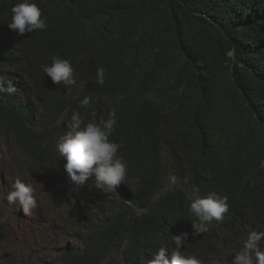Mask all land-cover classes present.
I'll use <instances>...</instances> for the list:
<instances>
[{"label":"trees","instance_id":"trees-1","mask_svg":"<svg viewBox=\"0 0 264 264\" xmlns=\"http://www.w3.org/2000/svg\"><path fill=\"white\" fill-rule=\"evenodd\" d=\"M31 1L45 30L12 39L0 31V78L17 88L0 94L2 125L35 169L55 170L56 159H47L71 130L72 114H83L86 124L107 119L115 107L110 139L121 143L118 155L134 187L129 205L120 200L100 218L87 254H71L69 264H103L112 252L127 251L125 264H138L157 248L170 251L172 236L196 222L189 211L194 185L201 197L227 196L229 211L218 228L189 236L182 245L188 255L207 263L216 254L213 243L230 241L223 231L234 238L240 229L264 231V0ZM14 4L0 0L1 27ZM54 56L71 62L81 90L67 96L70 86L47 79L42 67ZM99 68L103 85L96 83ZM29 69V88L4 76L21 80ZM118 95L123 99L115 104ZM84 97L91 98L87 107ZM44 111L50 116L41 117ZM57 173L67 175L60 161ZM172 175L178 183L161 194Z\"/></svg>","mask_w":264,"mask_h":264},{"label":"clouds","instance_id":"clouds-1","mask_svg":"<svg viewBox=\"0 0 264 264\" xmlns=\"http://www.w3.org/2000/svg\"><path fill=\"white\" fill-rule=\"evenodd\" d=\"M13 1L15 4L11 8V19L9 18V23L3 28L12 32L15 37L5 34L8 38H19L26 33L46 29V21L41 18V9L36 3L31 2V0ZM4 29L5 33L6 30ZM42 71L53 85L71 86L76 84L74 68L67 59L54 56L51 64L43 66ZM4 76H7L9 81H13L12 79H15L18 83L22 81L25 88H29L33 83L30 73L27 75L22 74L21 80L18 77L9 76L7 73H4ZM96 83L98 85L105 83L103 68H99L96 72ZM16 92L17 88L13 82L5 84L4 80L0 78V94L14 95ZM121 99L123 97L118 95L114 103L118 104ZM90 103V97H84L80 101L82 107H87ZM69 127L71 130L61 135L56 143V150L59 154H56L54 150L52 151V154L58 155L55 158L57 161L55 170L51 168L48 170L35 169L31 165L28 157L29 153L16 143L14 135L8 139V142L19 152L23 161L19 173L24 176L29 175L33 180L39 181L42 179L58 187L60 191L65 193L70 202L73 197L79 200L80 206H77L69 214L66 221V226L72 234V246L64 250L59 264H69L68 259L71 254H87L88 248L86 249V246L90 240L89 238L95 236L94 229L99 223V219L109 216L113 208L120 204V200L125 201L127 205L130 203L128 193L125 196L126 192L122 191L124 188H129L126 178L127 164L118 155L122 145L110 139L116 127L115 107L110 110L107 119L102 118L98 122L92 120L87 124H83L80 114L74 112ZM6 132L8 131L0 124V138ZM50 139L54 138L50 137ZM37 146L34 145L32 151L37 149ZM6 161L8 162L4 165L5 172L12 175V171L7 166L11 163V160ZM59 161L61 162L62 173L64 171L67 173V175L63 173L64 178H61L57 173ZM26 164L30 166L25 168ZM168 183L169 187L175 186L178 183L177 177L175 175L169 176ZM86 184L91 186L92 192L80 199V188H84ZM31 185L30 182L26 184L21 179L16 178L7 192V201L12 205L19 204L25 212L36 208L37 201L33 195L34 189ZM199 192V187L194 185L189 194L191 200L189 211L196 221L191 224L192 229L172 236L175 247L170 251L165 247L157 248L138 259V264H210L209 261L203 263L196 256L188 255L190 249L182 245L187 242L189 236H199L208 232L209 229L218 228L215 224L212 226L211 222H220L224 219L225 214L229 211L228 198L216 191L201 197ZM6 219L7 216L0 217V223H4ZM70 220H74V222L72 223ZM118 225L113 223L112 228ZM227 235L230 234L227 233ZM222 236L230 239L228 243H231L232 238H234L231 235L227 237L223 233ZM262 240H264V231H251L248 233L240 250L233 255L230 264H264V247L263 250L260 247ZM215 248L217 247L215 246ZM101 249L100 247L98 251ZM104 249L105 246H103L102 251ZM114 253L120 256L122 264L128 262L127 258L130 251L125 253L112 252L111 255ZM106 260L103 264H106Z\"/></svg>","mask_w":264,"mask_h":264},{"label":"rangeland","instance_id":"rangeland-1","mask_svg":"<svg viewBox=\"0 0 264 264\" xmlns=\"http://www.w3.org/2000/svg\"><path fill=\"white\" fill-rule=\"evenodd\" d=\"M7 143L9 145L0 146V217L7 216L6 221L0 223V264H59L64 250L72 246V234L66 226V221L69 214L76 209L79 200L73 197L70 202L58 187L42 179L33 180L29 175L19 173L23 161L19 152ZM6 160H11L7 166L12 175L5 172ZM16 178L26 184H32L33 195L37 201L36 208L25 212L19 204L12 205L7 201V192ZM162 187L161 194L169 187L168 178L163 181ZM91 192V186L86 184L84 188H80V199ZM211 224H221V221H212ZM248 233L247 230L240 229L237 231L238 236L232 238L231 243L224 246L215 244L216 254L209 256V263L230 264ZM223 234L230 237L224 231ZM105 263L122 264V261L120 256L114 253Z\"/></svg>","mask_w":264,"mask_h":264},{"label":"bare ground","instance_id":"bare-ground-1","mask_svg":"<svg viewBox=\"0 0 264 264\" xmlns=\"http://www.w3.org/2000/svg\"><path fill=\"white\" fill-rule=\"evenodd\" d=\"M32 2V1H31ZM10 19H11V17H10ZM5 25L7 24V23H9V21L8 20H6L5 22ZM46 23H47V21H46ZM1 29H4L3 27H1L0 26V31H1ZM4 30H6V29H4ZM45 30V29H44ZM38 31H43V30H36L35 32H38ZM5 34H9V35H13L12 34V32H10L9 30H6V32H5ZM2 35H0V37H1ZM14 36V35H13ZM15 37V36H14ZM4 41L1 39L0 40V43H3ZM67 44H69V45H71V43L70 42H68ZM50 55L51 56H53V52H51L50 53ZM28 56H30L29 54H28ZM37 59H38V56H37ZM36 60V57H30V61H34L35 63H36V68H38V67H41V64L40 63H38V62H36L35 61ZM46 65H48V64H45V66ZM32 66V65H31ZM20 68H21V66H20ZM22 68H25V66H22ZM33 70L32 69H29L28 70V72H32ZM47 79H49L48 77H47ZM68 86V85H67ZM53 86H51V88H52ZM73 87V88H72ZM76 89H75V88ZM70 92L68 93H66V95L68 96V95H71L73 92H77V90H81L82 88H81V85H80V83H76V84H74L73 86L71 85L70 86ZM139 90V89H138ZM24 105V104H23ZM90 114H92V113H90ZM32 115V114H31ZM83 114H81L80 116H82ZM40 116L41 117H44V116H46V117H49L50 116V114L48 113V112H46V111H44V112H42L41 114H40ZM69 115H65L64 116V118H66V117H68ZM30 120H32V121H34V122H37L38 121V118L37 117H35V118H30ZM82 120V119H81ZM99 120H97V122H98ZM4 121H3V119H0V124H2ZM88 123V122H87ZM86 123V124H87ZM26 124V122H22V125H25ZM83 126V125H82ZM57 128L59 129V126L57 125ZM4 136L3 137H1L0 138V146H7V145H9L7 142H8V139L10 138V137H12L14 134H13V132L11 131V132H6V133H4L3 134ZM63 135H64V133H63ZM28 145H30V143L28 144ZM5 148H8V147H5ZM3 151H6V150H4L3 149ZM3 151H1V152H3ZM54 151H55V153L56 154H59L58 153V151L56 150V147H55V149H54ZM58 156V155H57ZM55 154H53L52 156H51V158L49 157L48 159H47V161H49V162H51L52 160H54L56 157H57ZM8 161H5L4 163H7ZM43 164V163H42ZM30 165L29 164H27V167L26 168H28ZM127 173H128V170H127ZM126 173V174H127ZM129 182H131V181H128V183ZM134 187L133 186H131V185H129V188H124L122 191L123 192H126L125 193V196H126V194L129 192V191H131L132 189H133ZM138 193V192H137ZM146 194L147 193H144V195L146 196ZM156 195L157 194H154L153 195V201H156V200H158L159 199V197H156ZM130 199V198H129ZM191 202V201H190ZM133 205V204H132ZM77 206H80V203H78L77 204ZM76 206V207H77ZM34 212V211H33ZM171 215H172V213L168 216V218L169 217H171ZM67 220V218L65 219V221ZM70 222H74V220H70ZM163 222V221H162ZM196 237V236H195Z\"/></svg>","mask_w":264,"mask_h":264},{"label":"water","instance_id":"water-1","mask_svg":"<svg viewBox=\"0 0 264 264\" xmlns=\"http://www.w3.org/2000/svg\"><path fill=\"white\" fill-rule=\"evenodd\" d=\"M27 72H28V70H26V71L24 72V74L27 75Z\"/></svg>","mask_w":264,"mask_h":264}]
</instances>
